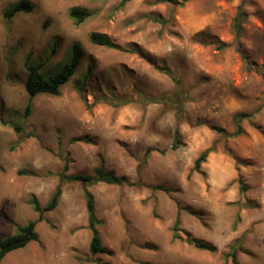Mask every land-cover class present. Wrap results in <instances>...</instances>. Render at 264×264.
<instances>
[{
    "label": "rangeland",
    "instance_id": "obj_1",
    "mask_svg": "<svg viewBox=\"0 0 264 264\" xmlns=\"http://www.w3.org/2000/svg\"><path fill=\"white\" fill-rule=\"evenodd\" d=\"M19 1L0 0L5 105L0 114V240L38 219L31 201L48 203L65 163L68 174H93L103 167L145 186L88 188L110 255L90 252L84 189L69 183L62 186L58 208L38 223L39 241L8 254L1 264H234L229 253L241 239L236 264H264V0H191L177 8L156 0H132L123 7L121 0H29L35 5L32 13L6 19L5 11ZM242 5L246 19L237 39L233 25ZM73 7L94 16L76 26L69 17ZM150 15L170 24L153 23ZM93 32L107 34L124 50L91 44ZM213 40L229 48L219 51L201 43ZM74 43L86 52L77 75L61 96L35 97L32 115L24 118L30 100L26 61L45 63L47 73L56 72ZM89 66L86 104L77 84L88 76ZM161 68L179 76L189 93L185 120L172 107L140 102V93L160 97L176 91ZM105 98L133 103L115 107ZM16 122L30 136L18 146L11 126ZM177 129L183 146L174 149ZM211 147L215 151L201 172L192 173L197 158ZM240 180L247 188L243 193ZM178 215L182 240L173 242ZM187 236L210 242L216 252L188 245Z\"/></svg>",
    "mask_w": 264,
    "mask_h": 264
},
{
    "label": "trees",
    "instance_id": "obj_2",
    "mask_svg": "<svg viewBox=\"0 0 264 264\" xmlns=\"http://www.w3.org/2000/svg\"><path fill=\"white\" fill-rule=\"evenodd\" d=\"M121 6H125L127 3H130L132 0H121ZM191 0H183L181 2L176 0H156L157 4L167 3L170 4L173 8L182 7L187 2ZM35 9V5L29 0H20L11 8L7 9L4 13L6 19L14 18L18 13H32ZM94 16V13L80 7H73L69 10V17L72 21H74L76 26H81L85 24L89 19ZM246 19V14L243 12V5L240 7L238 15L234 21L233 31L239 39L242 33V25ZM149 20L153 23L159 24L163 27L168 26L170 24V19H164L162 17L156 15H150ZM204 38H207L204 35ZM208 39V38H207ZM206 39V40H207ZM89 41L91 44L99 47H103L106 49L123 51L124 49L117 45L107 34L93 32L89 35ZM204 45H213L219 51H224L229 48L228 45L219 42L218 40L213 41H205L201 42ZM240 50V46L238 51ZM57 52V45H55L53 53ZM130 52L137 53L141 56V53L138 49L131 47ZM86 56V52L84 48L79 43H74L71 49V54L67 62L61 67L58 71L53 73H47L45 68V63H32L29 59L26 61V70H27V79L25 80V90L29 95V103L25 108L24 118H29L33 113V105L32 100L40 95H49L54 97L61 96V89L69 84L71 80L77 75L78 71L82 66V61ZM247 69H250L249 61L245 60ZM93 67L89 66L88 68V76L84 81L79 82L77 84V91L81 95L82 99L85 100L87 104L88 101L85 99L87 80L91 76ZM164 72L167 76H169L175 84L176 91L169 95H163L160 97H146L140 93L142 103L148 104H162L169 107H172L177 112V117L180 120H185L186 115L184 112L185 105L191 101L189 97V93L183 89L182 80L179 76H176L171 70L167 68L159 69ZM106 103L113 105L115 107H122L133 103L132 101H128L125 99L117 100L114 103L112 100L105 98ZM103 100V101H104ZM99 102V101H96ZM4 100L2 98L1 90H0V114L4 110ZM11 126L18 134V139L16 141V146L23 143L25 140L30 138L29 135L25 132L24 124L21 122L12 123ZM218 133L225 134L222 129L214 128ZM241 131L238 130L237 134H240ZM76 141V140H74ZM183 146L180 138L179 130L175 131L174 135V149H179ZM214 147L209 148L205 152H203L195 161L194 167L192 169V173H200L201 167L206 163L209 155L213 153ZM150 151L146 152L145 160L149 156ZM143 165V164H142ZM141 165V166H142ZM140 166V167H141ZM69 165L65 163L64 169L57 176L59 177V185L55 189L54 194L48 201L45 206H42L37 198L33 197L31 204L33 206L34 211L38 214V219L35 221H30L26 226L19 227L18 234L15 236L7 237L3 240H0V264L5 259V257L17 250H22L26 248L29 244L33 242L39 241V234L36 230L39 222L45 221V215L47 213L53 212L58 208L59 202L61 200L63 191L62 186L64 184L69 183H79L83 189L87 204V212H88V229L92 233V240L90 243V252L93 255L101 254V255H110V252L103 246L102 238L98 228L102 226V221H100L96 215V207H95V198L91 192H89L88 188L96 185V184H106L111 186H129V187H138L142 188L145 185L142 182H131L126 176H118L112 171H107L103 167L97 168L93 174H68ZM19 175L21 176H31V173L26 171H20ZM240 190L241 192H245L247 188L240 180ZM248 207L254 209L256 208L253 204H248ZM239 220V219H238ZM180 216L178 215L174 225L172 227V240L181 241L182 238L179 236L180 233ZM185 242L188 245L193 246L194 248L205 251L209 253H215L216 247L201 239H195L190 236H187ZM243 240H239L231 249L229 255L232 257L234 264L236 261V248L242 247Z\"/></svg>",
    "mask_w": 264,
    "mask_h": 264
}]
</instances>
